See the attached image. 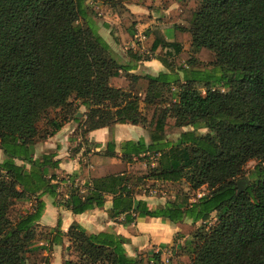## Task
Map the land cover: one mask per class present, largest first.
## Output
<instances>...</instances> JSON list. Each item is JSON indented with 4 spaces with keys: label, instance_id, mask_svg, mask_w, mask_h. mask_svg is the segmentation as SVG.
<instances>
[{
    "label": "trees",
    "instance_id": "16d2710c",
    "mask_svg": "<svg viewBox=\"0 0 264 264\" xmlns=\"http://www.w3.org/2000/svg\"><path fill=\"white\" fill-rule=\"evenodd\" d=\"M85 2L0 0V264H29L27 255L38 249L34 227L44 196L74 215L103 208L110 199L108 217L122 218L124 225L144 218L183 225L178 235L190 236L182 247L185 264H264V0H188L180 19L190 27H174L177 49L171 56H177L168 67L175 71L156 76L129 75L113 60L87 23ZM185 41L194 55L210 53V70L180 51ZM135 92L144 94L143 111ZM164 92L171 101L163 106ZM79 107L86 109L82 123ZM52 111L60 115L46 120L41 132L38 124ZM70 120H78L82 135L139 125L148 130L149 142L108 141L104 156L118 159L117 169L82 164L58 180L56 153L36 155L35 146ZM170 127L180 130L172 140L166 136ZM151 159L155 167L146 176L129 173L128 166H150ZM250 161L257 163L253 179L237 195L236 180ZM144 180L170 187L184 181L192 191L205 186L207 193L149 208L136 197ZM59 182L69 183L66 197ZM24 200L33 207L13 224L10 207ZM60 227L58 219L51 243L67 237L80 264H141L127 254L129 240L120 235L88 234L76 223L66 232ZM159 255L148 262L158 263Z\"/></svg>",
    "mask_w": 264,
    "mask_h": 264
},
{
    "label": "crops",
    "instance_id": "0c3cea01",
    "mask_svg": "<svg viewBox=\"0 0 264 264\" xmlns=\"http://www.w3.org/2000/svg\"><path fill=\"white\" fill-rule=\"evenodd\" d=\"M187 1L136 0L121 1L119 5H115L109 0H86L85 7L90 14L87 23L108 45L113 60L119 66L129 68L127 74L156 76L161 72L172 73L175 69L168 67V64L171 61L174 62V58L177 56L171 57L173 55L171 53L177 49L172 44L176 35L174 27L184 29L190 27L180 19ZM174 15L176 18L169 21ZM158 41L160 42L159 46L152 50V44ZM180 47L182 52L193 53L190 43L187 41L183 42ZM182 65L185 66L183 61ZM180 73L178 72L182 77L183 74ZM79 115L77 114V119H79ZM78 125V120H70L64 123L54 135L43 139L42 143H39L41 141L36 143V155L48 152L56 153L55 159L59 160L58 169L55 172L58 180L79 172L82 164L89 166L88 157L92 158L95 153L101 158H107L104 156V151L110 136L117 145L126 141L144 140L145 143L149 142V133L146 128L139 125L115 124L84 135L81 133L77 138L78 141H81L78 150V147L72 146L77 140L71 136ZM116 153L119 155L118 151ZM2 160H4V156L0 151V162ZM59 185L66 186L65 182H59ZM67 187L66 189L58 188L59 193L66 190L63 197L67 195ZM42 200L45 208L38 222L40 225L53 229L60 219L62 232H66L73 223H76L88 234L105 232L120 235L129 240V244L125 245V250L129 256L133 257L150 246H159L157 249L162 251L164 248L161 246L168 247L175 233L174 225L163 219L144 218L131 225H124L122 218L110 219L107 214L111 206L110 199L103 208L87 211L80 215H74L70 211L58 207L55 205L57 201L47 196H44ZM49 221L50 223H48Z\"/></svg>",
    "mask_w": 264,
    "mask_h": 264
},
{
    "label": "rangeland",
    "instance_id": "374dc122",
    "mask_svg": "<svg viewBox=\"0 0 264 264\" xmlns=\"http://www.w3.org/2000/svg\"><path fill=\"white\" fill-rule=\"evenodd\" d=\"M186 4L187 3H185V7H186ZM174 18H176L175 15L169 21H173ZM80 23L82 24L83 21H80ZM195 56L202 62V66L199 67L200 69L202 70L211 69L212 66L209 65V62L211 61V56L209 52L204 51L201 55H195ZM170 63L171 62H169V64ZM198 89L201 90L203 93L204 90L203 88H201V86H198ZM135 95H137V97L139 96L138 97V103H139L138 107L140 111H143L144 105L141 102L144 98V94L139 95L138 93L135 92ZM170 101H171L170 94L168 92H164V97H163V100L161 101L163 106L169 103ZM76 111H77L76 117H77V114H80L79 119L81 120V123H82L84 120V114H85L86 109L79 107L78 110ZM59 115H60L59 113H55L54 111H52L48 113L45 117H43V119L38 124V127L41 130V132H43V126L46 120L54 116L58 117ZM83 129H84L83 127L80 129L77 128L76 131H74L71 136L77 140V138L80 137ZM183 129L185 131L190 130V128H183ZM179 132H180L179 129L170 127L166 130V136L169 140H172L177 137V134ZM200 132L206 133L205 130H201ZM111 138L112 137L110 136V139H109L110 141H111ZM39 141H41L39 143H42V139ZM79 144H81V141L77 140L75 144H72V146L78 147ZM88 158H89V167L100 166L101 168H103L102 169L103 171H106V170L114 171L115 169L118 168V165H119L118 159L116 158L109 159L108 157L101 158V156L96 155V153L95 155L92 156V158L90 157ZM148 163L150 164V166H148L147 161H137L134 164L128 166V171L130 174L134 175L135 177L141 178L143 176H146L149 173V169H152L155 167V160L151 159L149 160ZM256 164L257 163L255 161L248 162L246 166L244 167V176L238 178L236 181L243 180V179L252 181L253 179L252 172ZM59 187H62V189L63 188L66 189V186L63 187L62 185H59ZM135 191L137 192V196H136L137 199L144 200L147 203L149 208L161 207L167 201H174L175 199H179L183 196H186L187 198H189L191 202H193L194 200L198 199L203 194L207 193L205 186L200 188L197 191H192L189 189L188 184H186L184 181H182L178 187H170L164 183L154 182L152 180L142 181ZM65 192L66 190H62L60 192V196L61 197L64 196ZM32 207H33L32 200L14 202L13 205L10 207L8 217L11 220V222L14 224L21 216L31 211ZM51 220L53 221L52 218ZM48 223H50V221ZM199 225L200 224H198V226ZM174 227H175L174 228L175 233H174V236L172 237V241L169 243L168 247L164 248L161 251V253L157 254V255L159 254L160 255H159V262L156 264H185L186 263L185 253L182 247L184 246V242L190 239V236H186L185 238H180L179 235L182 232H184L186 228L183 225L179 227L177 226H174ZM55 228L52 229L51 227L42 226L39 223L35 225L34 227L35 240L33 244L35 248H38V249L32 250L27 255V261L29 264H63V262L66 260L72 261L73 263H76V264H80L77 253L74 252L72 248L67 249V246H70L67 237L63 238V242L60 245H53L51 243L52 238L55 235ZM39 248H45V249H39ZM157 248H159V246H150L145 251H141L139 254H136V256L139 259H141V264H149L148 259L152 258L153 255L156 254Z\"/></svg>",
    "mask_w": 264,
    "mask_h": 264
},
{
    "label": "water",
    "instance_id": "95a60500",
    "mask_svg": "<svg viewBox=\"0 0 264 264\" xmlns=\"http://www.w3.org/2000/svg\"><path fill=\"white\" fill-rule=\"evenodd\" d=\"M248 183L247 179L236 181L237 195H240L244 191L245 187L248 186Z\"/></svg>",
    "mask_w": 264,
    "mask_h": 264
},
{
    "label": "built area",
    "instance_id": "2783aa9c",
    "mask_svg": "<svg viewBox=\"0 0 264 264\" xmlns=\"http://www.w3.org/2000/svg\"><path fill=\"white\" fill-rule=\"evenodd\" d=\"M77 184H78V181L75 182V186H76ZM65 185H66V186H69V183H68V182H65ZM158 253H161V250H160V249H157V250H156V254H158ZM149 264H156V263H154V261H150Z\"/></svg>",
    "mask_w": 264,
    "mask_h": 264
}]
</instances>
